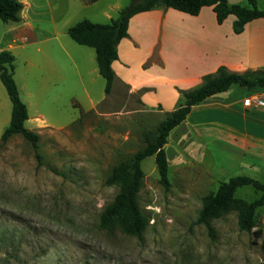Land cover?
<instances>
[{
  "label": "rangeland",
  "instance_id": "1",
  "mask_svg": "<svg viewBox=\"0 0 264 264\" xmlns=\"http://www.w3.org/2000/svg\"><path fill=\"white\" fill-rule=\"evenodd\" d=\"M22 1L30 5L22 2L21 22L0 19V51L15 56L14 79L29 114L25 126L40 135L42 161L21 135L2 141L12 104L0 80V264H264V206L251 232L240 231L235 212L212 222L214 236L197 223L203 197L220 183L236 176L264 183V146L255 144L259 153L252 158L203 131L209 124L196 123L242 124L221 107L196 112L170 134L168 187L154 156L142 162L139 204L149 224L141 238L99 227L118 193L107 184L113 168L146 146L147 134L183 103L184 90L161 82L146 100L164 109L140 105L138 95L124 98L120 87L107 96L95 50L69 37L68 29L84 19L109 24L133 0ZM154 70L145 72L153 76ZM256 125L252 134L264 145V122ZM261 194L252 186L236 191L249 202Z\"/></svg>",
  "mask_w": 264,
  "mask_h": 264
},
{
  "label": "trees",
  "instance_id": "2",
  "mask_svg": "<svg viewBox=\"0 0 264 264\" xmlns=\"http://www.w3.org/2000/svg\"><path fill=\"white\" fill-rule=\"evenodd\" d=\"M158 4L191 16H197L203 8L211 7L219 24L234 16L233 31L236 34L243 33L252 21L264 18V9L258 6V0H247V5L230 4L228 0H133L132 4L120 10L118 17L111 19L109 24H98L84 19L70 27L68 35L77 44L95 50L98 70L106 83L107 96L112 92L116 76L113 63L119 59L118 46L123 39L129 37L130 20ZM23 9L24 5L19 0H0V19L5 23H19L22 20ZM14 62L15 56L11 51H0V80L12 104L10 124L1 139L5 143L13 136L21 135L31 144L37 160L41 163L40 135L25 126L29 119L28 108L21 99L14 79ZM232 87L241 88L248 93L262 92L264 71L255 70L240 74L220 67L216 73L204 76L203 83L199 87L182 91L183 103L177 110L167 113L153 133L147 134L146 146L131 159L113 168L107 184L117 186L118 193L100 216L101 229L112 231L119 227L127 235L137 238L143 236L149 219L139 204L145 177L142 162L154 156L160 182L168 187L170 162L165 147L170 134L186 121L193 107L204 104L215 95L228 92ZM243 186H252L262 194L251 202L236 197V191ZM263 206L264 183L248 176L232 177L229 181L220 183L215 192L203 197L197 223L206 226L209 233L214 236L212 222L235 212L238 214L240 231L251 232L256 227V213ZM262 248L264 249V239Z\"/></svg>",
  "mask_w": 264,
  "mask_h": 264
},
{
  "label": "crops",
  "instance_id": "3",
  "mask_svg": "<svg viewBox=\"0 0 264 264\" xmlns=\"http://www.w3.org/2000/svg\"><path fill=\"white\" fill-rule=\"evenodd\" d=\"M258 2L264 5V0ZM25 7L24 5V9ZM172 10L174 9L158 4L130 20L129 37L120 42L119 59L113 63L116 76L112 93L120 87L124 98L138 95L140 105L151 109L161 106L164 109L161 103L152 105L146 100L161 82L173 87L177 85L181 90H190L199 87L204 76L216 73L220 67L240 74L255 70L264 71V18L252 21L243 33L236 34L233 31L234 20L228 23L227 19L223 24H219L211 7L203 8L197 16ZM169 23L170 27H166ZM144 33H151V38H143L146 37ZM148 67L150 70H157L156 75L147 74L145 71ZM166 72L171 74L170 78L161 74ZM228 94L227 99L219 94L204 104L193 107L186 121H190L200 110L203 111L202 115H208L206 110L211 107L228 110L233 123L239 119L243 120L241 125L235 123L224 127L198 119L196 123L200 126L209 124V130L203 131L214 132L217 139L231 143L242 152L247 151V155L252 158H257L259 152L256 153L255 150L264 145L261 138L252 134V130L256 124L264 122V108L248 109L243 106V100L254 94L252 92L232 87ZM236 105H241L242 114ZM255 144L258 145L256 149Z\"/></svg>",
  "mask_w": 264,
  "mask_h": 264
},
{
  "label": "built area",
  "instance_id": "4",
  "mask_svg": "<svg viewBox=\"0 0 264 264\" xmlns=\"http://www.w3.org/2000/svg\"><path fill=\"white\" fill-rule=\"evenodd\" d=\"M245 108H264V91L257 92L243 100Z\"/></svg>",
  "mask_w": 264,
  "mask_h": 264
}]
</instances>
